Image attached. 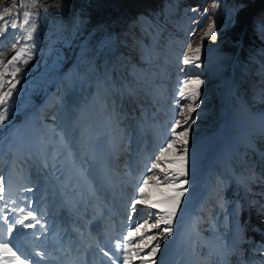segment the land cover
Listing matches in <instances>:
<instances>
[{
	"label": "rangeland",
	"instance_id": "rangeland-1",
	"mask_svg": "<svg viewBox=\"0 0 264 264\" xmlns=\"http://www.w3.org/2000/svg\"><path fill=\"white\" fill-rule=\"evenodd\" d=\"M20 49L0 67V93L15 84L0 105V243L26 264H122L118 243L128 264H152L141 259L151 245L126 238L157 211L135 203L137 186L159 174L151 164L179 120L188 143L167 156L187 147V191L172 224L148 234L160 244L152 259L264 264V0H0V60ZM197 79L198 95L189 86L181 97ZM236 80L238 117L225 89ZM111 171L129 208L118 220L102 178ZM20 208L35 219L14 223ZM0 264L16 258L0 252Z\"/></svg>",
	"mask_w": 264,
	"mask_h": 264
},
{
	"label": "snow or ice",
	"instance_id": "snow-or-ice-1",
	"mask_svg": "<svg viewBox=\"0 0 264 264\" xmlns=\"http://www.w3.org/2000/svg\"><path fill=\"white\" fill-rule=\"evenodd\" d=\"M38 0H33V6L35 3H37ZM23 24H27L29 22L30 13L24 12L23 14ZM12 28H16L17 24L15 22L11 23L10 25ZM5 30L7 29V25L4 26ZM206 35H213L211 28L206 33ZM32 38V32L27 33V39ZM190 51H194L195 53H199L200 48L197 47L195 49H192L191 45L188 46ZM25 49H20L16 52L15 55L11 57L10 60L7 61V64H4L2 60H0V67L7 69L8 65L13 64L16 60H18L21 56H23ZM2 55V53H0ZM195 59H199L198 56L195 57ZM193 62L192 58L189 56L184 57V63H191ZM199 67V65H196ZM16 71H19V69H16ZM4 72H0V81L3 80ZM13 76H15V72L12 73ZM9 85L8 91L0 93V105H4L7 102L8 97L12 95L11 89L15 87V84L12 81L6 82ZM202 81L200 80H191V81H184V87L180 89V95L181 97H184L185 89L191 86L192 94L198 95V89L201 85ZM3 83H0V88H3ZM191 107L189 108V111H192ZM181 114L183 112V109L180 110ZM6 119L5 115H0V123H3ZM189 118H185L184 123L188 122ZM177 129H182L180 131H177ZM172 135L175 137L174 140L167 143L166 147L162 148L160 150L159 156L155 158L156 162L151 164V170L159 169V174L148 177L143 179V182L139 184L138 191L140 194V198L135 201L136 204L146 205L147 207L151 209L157 210L156 212L150 213V219L154 218V222H150V219H145L142 223H139L135 225L134 229L132 231H129L127 234V238H134L135 236L139 235L141 237L140 240V251H143L144 248H148L151 245L150 251L147 253L145 257H141V259H148L152 260V264H155V260L152 259L160 248V244L156 243L155 245H152V241L156 240L157 237L154 235H148L152 232L153 229L159 228L161 224L163 225H171L173 222V218L176 216L177 209L179 208L181 204V198L184 197L185 192L187 189L185 188V185L187 183L186 180L180 179V177L187 176L186 171V153H187V147L184 148V154H181L179 156H174L171 161L168 160L167 154L170 150H174V146L177 143H180L182 145H187V136H188V130L187 128H183V125L179 120L175 121V127L172 128ZM162 162L166 163V167H162ZM150 182L152 183L153 191L146 193V188L149 186ZM4 189L2 186H0V192H3ZM0 199H3L2 196H0ZM21 213H26L24 215L23 219H19L17 221H14V223L24 224L25 220L29 219H35L33 216V213L31 210H27L25 208L18 209ZM135 211V207L132 209ZM161 213L163 215H161ZM6 220V218H3ZM27 227H33L32 224L26 225ZM143 230V231H142ZM8 231H11L9 228ZM172 232L171 227H164L162 230V233H166L170 235ZM146 241V242H145ZM127 244L126 243H118L116 245L117 249H123L124 255H123V262L122 264H128V256H127ZM0 252L7 253L12 255L16 258V264H26V259L21 260L18 256H16V253L12 251V248L9 247L8 243H0ZM105 256H108L109 254L107 252L104 253ZM117 259H119V255H117ZM114 264V261L112 262Z\"/></svg>",
	"mask_w": 264,
	"mask_h": 264
},
{
	"label": "bare ground",
	"instance_id": "bare-ground-1",
	"mask_svg": "<svg viewBox=\"0 0 264 264\" xmlns=\"http://www.w3.org/2000/svg\"><path fill=\"white\" fill-rule=\"evenodd\" d=\"M134 55L135 52L132 51L131 56L126 61H131L134 58ZM232 64L233 60L230 61L227 66L228 68H230V70H233ZM225 89L228 93V103L231 107L233 115L235 117H238L242 113L246 112L247 109L245 106V95L243 94V82H241L240 80H236L232 84L229 83V85ZM257 115L260 118L261 124L264 126V111L257 112ZM102 178L109 192L111 205L116 206L119 210V216L117 218L118 220L123 215L129 213V208L127 207L126 202L124 200L125 195L118 188V181L115 176V171H111L107 175H103Z\"/></svg>",
	"mask_w": 264,
	"mask_h": 264
}]
</instances>
